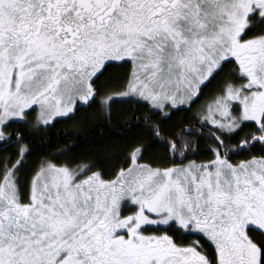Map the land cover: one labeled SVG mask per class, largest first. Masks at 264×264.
<instances>
[{
    "label": "rangeland",
    "instance_id": "rangeland-1",
    "mask_svg": "<svg viewBox=\"0 0 264 264\" xmlns=\"http://www.w3.org/2000/svg\"><path fill=\"white\" fill-rule=\"evenodd\" d=\"M80 5L45 0L28 36L0 41V135L12 120L33 118L46 125L67 116L78 102L91 99L92 79L103 65L123 60L131 64L129 79L124 90L99 100L106 107L112 100L142 101L168 116L196 98L222 62L234 59L239 74L202 104L200 119L227 133L242 122L262 124L264 74L253 75L249 67L264 62V34L241 37L251 26L250 12L257 20L264 15V0H180L162 24L129 18L119 42L88 47L92 57L85 49L64 46L72 39L64 35L71 30L66 18L82 19L86 26ZM87 63L91 66L73 67ZM138 153L135 149L129 165L108 180L85 164L66 167L48 160L33 175L26 201L17 192L18 163L3 169L0 213L9 206L19 210L31 264H158L161 259L206 264L195 246L142 230L170 222L209 238L226 228L246 254L256 253L246 228L264 232V200L236 201L226 219L210 221L206 212L217 186L222 196L247 186L250 161L261 163L260 157L231 163L216 154L210 161L159 168L140 163ZM123 207L133 209L123 214Z\"/></svg>",
    "mask_w": 264,
    "mask_h": 264
},
{
    "label": "trees",
    "instance_id": "trees-1",
    "mask_svg": "<svg viewBox=\"0 0 264 264\" xmlns=\"http://www.w3.org/2000/svg\"><path fill=\"white\" fill-rule=\"evenodd\" d=\"M257 19L255 15L249 17L252 27L243 32L244 39L264 34V24H259ZM130 72L129 61L106 63L93 80L96 96L87 104L78 102L71 113L50 124H36L33 118L6 123L5 133L12 136L18 132L20 136L0 141V176L4 168L18 163L15 174L19 176L22 201L27 200L33 175L48 160L66 167L85 164L108 180L129 165L130 154L135 149H139L140 163L159 168L192 160L210 161L216 154L231 163L264 157V144L261 143L264 141V112L262 124L242 122L230 133L212 127L199 116L202 104L221 93L238 73L234 59L222 62L196 98L187 106L171 110L168 116L147 102L112 100L106 107L99 101L124 90ZM132 209L123 207L122 213ZM142 230L166 235L179 246L197 248L199 241V252L207 253L209 259L213 256L204 243L203 233L182 229L174 222L146 226ZM246 234L254 244L264 243V232L259 228L249 225Z\"/></svg>",
    "mask_w": 264,
    "mask_h": 264
},
{
    "label": "snow or ice",
    "instance_id": "snow-or-ice-1",
    "mask_svg": "<svg viewBox=\"0 0 264 264\" xmlns=\"http://www.w3.org/2000/svg\"><path fill=\"white\" fill-rule=\"evenodd\" d=\"M45 0H0V41L10 36H28V31L34 30L35 20L39 18V14L43 11ZM117 4L109 3L107 8L115 9ZM81 15V14H78ZM55 14L49 16L50 20H54ZM89 21L92 16H88ZM115 20V17L113 18ZM64 23L69 25L71 29L72 39L66 43L65 47H75L77 50L86 49L93 42L102 44L117 43L121 37V33L117 29L115 23L109 24L105 21L90 23L82 27V19L77 20L68 17ZM259 24H264V15L259 17ZM27 26V28H26ZM259 26V25H257ZM252 26H250L251 28ZM70 33L65 31L64 35ZM246 35V33H245ZM133 39L130 37L129 40ZM243 39V37H241ZM249 71L256 76L264 74V62L258 63L254 67H249ZM264 144V141H261ZM261 163L256 160L250 161L254 168L247 181V186L237 187L230 195L222 196L220 193L223 189L219 186L214 190L215 194H209L208 208L206 216L209 220H219L227 218L233 209L236 201H248L253 199L264 200V157L258 158ZM245 167V165H241ZM247 174V171L246 173ZM3 176H0V180ZM17 185L19 176L16 177ZM255 187L254 185H257ZM19 192V186H17ZM171 195L172 193L169 192ZM2 200V196H0ZM213 229L218 225L211 224ZM20 213L19 210H13L10 206L7 212L0 213V264H31L29 254L31 252L30 242L21 235L19 229ZM204 243L212 251L213 256L209 259L208 254L201 252L200 255L206 261V264H264V243L255 244L256 253L246 254L243 247L239 245L236 238L228 233L226 228L215 233V238H209L207 234L203 237ZM251 240L249 244H253ZM199 241L197 242L196 251L199 252ZM158 264H184L180 261H158Z\"/></svg>",
    "mask_w": 264,
    "mask_h": 264
},
{
    "label": "flooded vegetation",
    "instance_id": "flooded-vegetation-1",
    "mask_svg": "<svg viewBox=\"0 0 264 264\" xmlns=\"http://www.w3.org/2000/svg\"><path fill=\"white\" fill-rule=\"evenodd\" d=\"M72 1L79 2L81 4L79 7L83 10V17H85L86 15L92 16L91 21H89L85 17L86 25L90 23H97L99 21H105L109 24L115 23L117 25V29L119 32L122 31L123 26L128 22L129 18H135L136 20L141 19L145 24L148 25L162 24L163 22H165L167 17L177 9L180 3V0H114V2L117 4V7L115 9L107 8L106 10L107 4L113 3V0H72ZM65 3L66 2H64V4ZM253 15H255V11L250 12L249 17ZM114 17L115 20H113ZM70 35H71V30H70ZM68 39L70 41L69 37ZM108 47L113 48L112 46L109 45ZM89 49L90 48L85 49L86 56L92 57V55L89 53ZM89 63L85 64L84 66L75 65L73 67L84 69L91 66L88 65ZM100 71L98 73H100ZM98 73L92 79V87H93L92 97L87 102H82L83 104L89 103L96 96V90L94 89L93 80L98 75ZM15 136L19 137L20 133L16 132L11 136L8 132L7 133L3 132V134L0 135V141L1 142L9 141L12 137Z\"/></svg>",
    "mask_w": 264,
    "mask_h": 264
}]
</instances>
